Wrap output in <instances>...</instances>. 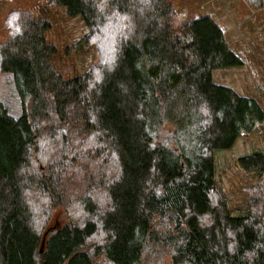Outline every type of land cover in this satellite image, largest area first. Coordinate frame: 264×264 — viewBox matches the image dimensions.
<instances>
[{
    "label": "trees",
    "instance_id": "trees-1",
    "mask_svg": "<svg viewBox=\"0 0 264 264\" xmlns=\"http://www.w3.org/2000/svg\"><path fill=\"white\" fill-rule=\"evenodd\" d=\"M54 3L99 60L66 78L45 10L4 20L23 113L0 101V264H264V148L237 159L255 180L240 203L217 182V152L264 124L257 99L213 82L243 65L219 25L168 0Z\"/></svg>",
    "mask_w": 264,
    "mask_h": 264
},
{
    "label": "rangeland",
    "instance_id": "rangeland-1",
    "mask_svg": "<svg viewBox=\"0 0 264 264\" xmlns=\"http://www.w3.org/2000/svg\"><path fill=\"white\" fill-rule=\"evenodd\" d=\"M55 0H0V43L8 38L4 29L6 16L15 10H29L36 16L40 11L48 13L51 27L46 39L55 46L54 64L64 77L73 78L87 72L99 60L93 48L78 51L73 44L85 33L80 18L66 16L64 9L57 7ZM181 22L209 15L222 29L229 47L243 61V65L220 68L213 71V82L228 86L240 95L253 97L264 109V8H252L245 0H168ZM45 9H41L44 8ZM41 9V10H40ZM0 101L10 116L18 118L23 113V104L16 91L13 76L0 74ZM264 148V124L251 134L237 139L229 150L216 154L218 186L223 189L234 205L241 202L243 188L252 175L237 165L240 156ZM62 219L61 210H55L49 225ZM96 240H92V243ZM98 242V241H97ZM161 264H169L164 257Z\"/></svg>",
    "mask_w": 264,
    "mask_h": 264
}]
</instances>
